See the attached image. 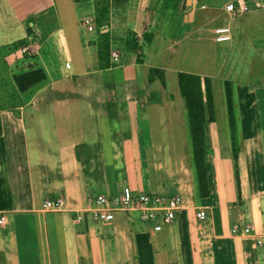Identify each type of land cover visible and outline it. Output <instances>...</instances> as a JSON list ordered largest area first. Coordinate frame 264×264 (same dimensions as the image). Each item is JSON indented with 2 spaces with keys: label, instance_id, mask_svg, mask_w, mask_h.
Here are the masks:
<instances>
[{
  "label": "crops",
  "instance_id": "1",
  "mask_svg": "<svg viewBox=\"0 0 264 264\" xmlns=\"http://www.w3.org/2000/svg\"><path fill=\"white\" fill-rule=\"evenodd\" d=\"M110 1V25L102 30L110 38V66L103 68L94 0H0V100L9 101L0 105V216L6 217L0 264H264V246L256 241L264 231V82H230L235 130L229 110L222 121L218 110L208 119L209 196L203 197L180 85L169 92L164 63H153L194 29L218 42L219 26L230 27L232 44L249 37L264 53V11L231 15L225 6L234 0ZM210 5L216 23L207 30ZM171 18L187 26L178 37L165 32L177 28L168 25ZM21 42L30 55L20 51ZM33 63L47 79L20 92L14 76ZM126 68H133L129 77H111ZM154 68L160 72L151 78ZM226 96L228 107L227 87ZM126 186L179 195L184 203L159 231L136 211L95 220L91 199ZM58 197L66 208L46 211L45 201ZM200 208L209 212L206 221L197 217ZM244 223L253 234L234 235L233 226Z\"/></svg>",
  "mask_w": 264,
  "mask_h": 264
},
{
  "label": "rangeland",
  "instance_id": "2",
  "mask_svg": "<svg viewBox=\"0 0 264 264\" xmlns=\"http://www.w3.org/2000/svg\"><path fill=\"white\" fill-rule=\"evenodd\" d=\"M226 1L227 0H221V3H225ZM204 2L209 4L211 0H204ZM211 7L212 6L210 5L206 16L203 15V18H206L205 22L202 19V22L209 23L206 27L207 30L216 23L215 20L210 18V12L214 13L212 9H210ZM214 7L217 8V6ZM219 14L222 15L221 10L218 12V16ZM229 18L230 15L227 14L223 16L221 20H223V23L225 22L224 24H226L229 23ZM172 20V18L167 20L168 25L170 24L171 26H175L177 28L170 29L167 27L165 32L168 33L173 31L175 36L178 37L181 33H184L187 30V26H179L178 23L175 21L172 22ZM235 24L236 21L234 20L233 26ZM85 28L86 27H82V29ZM261 29H264V27ZM89 34L93 36L94 32ZM210 35L212 38L207 36L204 37L201 33H198V31L194 29L193 34L186 36L184 39L182 38L180 42L175 43L172 41L170 44L171 50L166 54L164 53L154 56L153 63L158 65L164 63L162 66L166 67L163 71L166 75L169 92H179L178 74L175 69L195 71L196 73H204L211 77L212 82H214V94L217 106V108H215V114L217 117L218 110L222 121L228 111L226 96L227 81L232 83L233 81L264 82V53L257 51L247 43L251 39L249 37L245 38L239 35L237 41L232 44V42L229 41L218 43L214 39V34ZM259 39L264 41V36ZM230 46H232L231 49ZM131 57H133V55H131ZM122 63H125V56L123 57ZM144 70L145 68L139 69L140 79L145 78ZM0 71L3 74L5 73V69L3 67ZM132 72L133 68H126L125 71L114 69L111 73V77L117 79L124 75L125 78H127ZM3 77L5 78L4 75ZM8 103V100H0V105Z\"/></svg>",
  "mask_w": 264,
  "mask_h": 264
},
{
  "label": "trees",
  "instance_id": "3",
  "mask_svg": "<svg viewBox=\"0 0 264 264\" xmlns=\"http://www.w3.org/2000/svg\"><path fill=\"white\" fill-rule=\"evenodd\" d=\"M96 3V18L99 36V57L103 68L110 66L109 57L111 52L110 38L108 33H102L110 25L111 1L94 0ZM29 33H31L29 31ZM21 45L26 43L21 42ZM137 47L138 41H134ZM36 55L26 59H35ZM159 69L151 70V78L159 73ZM179 85L188 109L195 165L198 173L200 191L203 197L209 196V179L207 170V157L210 148L207 142L206 124L208 119L215 120V100L213 82L211 77L196 73L179 72ZM15 83L20 92H26L47 79L44 68L39 63L30 64L27 69L21 70L14 76ZM164 82V77H161ZM231 83L227 82L228 110L231 126L235 130V113ZM237 143L234 138V153L237 156Z\"/></svg>",
  "mask_w": 264,
  "mask_h": 264
},
{
  "label": "built area",
  "instance_id": "4",
  "mask_svg": "<svg viewBox=\"0 0 264 264\" xmlns=\"http://www.w3.org/2000/svg\"><path fill=\"white\" fill-rule=\"evenodd\" d=\"M205 7V6H203ZM254 9L264 10V0H234L228 2L225 10L234 15L241 16L251 12ZM86 24H90L87 20ZM92 30V27H89ZM216 39L218 42H226L231 40V29L228 26H219L215 29ZM24 55L31 54L30 45L21 46ZM112 56L115 62L120 61V53L113 51ZM67 67L71 64L68 62ZM93 201L91 208L92 216L95 220L103 222H111L118 212H138L140 218L145 222L155 223L156 231L162 230V223H171L175 220L177 212L183 206L182 196L168 197L155 192L135 193L133 189L126 186L118 195L108 196L105 194L98 195ZM66 208V200L64 197L46 200L44 209L46 211H61ZM197 217L201 221H206L209 212L206 208H200L197 211ZM162 220V222H161ZM6 221L5 216H0V223ZM234 235L250 236L253 234V227L250 224H236L232 228ZM259 246H264V231L261 236L256 238Z\"/></svg>",
  "mask_w": 264,
  "mask_h": 264
},
{
  "label": "water",
  "instance_id": "5",
  "mask_svg": "<svg viewBox=\"0 0 264 264\" xmlns=\"http://www.w3.org/2000/svg\"><path fill=\"white\" fill-rule=\"evenodd\" d=\"M192 9V8H191ZM190 11H192V10H190Z\"/></svg>",
  "mask_w": 264,
  "mask_h": 264
}]
</instances>
